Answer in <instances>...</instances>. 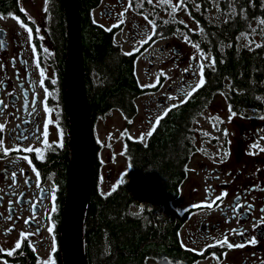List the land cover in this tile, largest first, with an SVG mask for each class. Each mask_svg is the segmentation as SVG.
<instances>
[{"label": "flooded vegetation", "instance_id": "af4514ba", "mask_svg": "<svg viewBox=\"0 0 264 264\" xmlns=\"http://www.w3.org/2000/svg\"><path fill=\"white\" fill-rule=\"evenodd\" d=\"M116 1L117 4H108L101 0L86 14L92 25L115 30V37L122 32L123 23L105 26L97 19L105 16L119 21L117 7L122 0ZM128 2L134 9L132 0ZM15 4L12 9L0 13V22L17 26L10 31L7 25H0V123L5 125L0 131V139L3 140L0 147V248L14 249L16 239H21V247L15 249L13 255H8L7 251L0 252V264H39L49 255L55 264H66L62 243L65 201L62 189L65 182L68 185L71 155L66 88L68 23L62 56L57 54L54 37L57 9L64 8L61 1L47 0L45 4V0H15ZM8 12H12L13 16L9 17ZM81 17L80 14V20ZM130 23L132 25L133 21L130 20ZM132 26L139 29L137 24ZM127 31L137 39V30L132 28ZM156 31L154 26L148 38L153 40L164 36L153 41H164L159 52L167 53L166 58L169 54L175 55L176 61L183 60L182 52L167 41L173 31L160 37ZM137 51L130 52L136 54L133 75L143 93L134 99L135 108L136 101L142 96L160 90L163 78L157 70L155 86H142L138 82L135 74ZM174 51H179V55ZM185 69L188 71L185 72ZM185 69L187 77L188 74L193 77L200 75V65L194 63L193 57L189 58L188 68ZM41 70L43 77L40 76ZM83 79L87 107H90L92 98L88 91L98 86L97 76L93 72L86 73L83 67ZM256 85L261 88V93L255 95L253 101L230 102L228 96L232 91H222L227 99L225 108L231 117L223 127L227 130L226 134L216 121L213 122L210 113L205 115L201 112L198 115L204 122L209 121L210 132L199 130L196 126L187 129L185 145L192 153L184 164L183 178L176 185L170 208L179 219L174 228L175 243L169 247L161 245L158 248L161 253L149 254L135 264H264V78ZM171 90L169 87L168 91ZM188 92L183 100L170 103L163 94L156 98L157 103L162 105L156 109L157 116H161L162 120L176 113L174 109L186 103ZM204 108L205 112L221 110V107L214 106L213 100L208 101ZM165 109H168L167 114ZM102 116L93 118L89 115L92 180L96 178V173L100 176L101 172L95 128ZM160 121L155 119L152 133ZM253 143L257 144V148H251ZM17 144L20 146L18 149ZM29 145L32 150L24 152L23 149ZM3 147L12 151L5 155ZM37 147L41 150L39 155L35 152ZM25 155L27 160L23 159ZM33 168L39 172V178ZM221 192L226 195L215 201L214 206H206ZM237 204L241 207L237 208ZM142 205L130 207V210L140 213ZM49 226L53 229L51 233ZM20 232H25L26 237L21 238ZM225 237L229 243L242 246L228 248L223 243H216V240ZM253 238L256 243H249ZM53 241L55 251L52 250Z\"/></svg>", "mask_w": 264, "mask_h": 264}, {"label": "trees", "instance_id": "16d2710c", "mask_svg": "<svg viewBox=\"0 0 264 264\" xmlns=\"http://www.w3.org/2000/svg\"><path fill=\"white\" fill-rule=\"evenodd\" d=\"M100 1L75 0L82 15L83 67L86 73H95L98 83L88 91L92 98L89 115L95 118L116 111L130 120L136 109L134 99L143 93L133 75L136 54H125L115 43V30L89 22L86 14ZM213 3L225 16L224 20L219 16L208 20L203 14ZM261 4L264 0H195V4L187 8L201 30L198 34L200 51L205 54L209 51L211 57L210 67L204 69L205 84L193 92L186 103L174 109L176 113L164 117L146 142L125 139L128 170L113 191L101 193L99 176L96 173V178L93 177L82 221L86 264H135L149 254L161 253L158 249L161 245L173 246L174 228L179 219L170 209L171 203L176 185L183 178L184 164L192 153L186 148L184 134L195 127L194 118L224 88L232 91L228 96L230 102L253 101L255 95L261 93L256 84L264 78V44L250 49L238 47L237 42L243 33H250V22L264 19ZM15 5V0H0V13ZM143 7L155 8L147 1ZM163 11L172 12L168 5ZM174 26L172 18L157 19L156 35H167ZM54 37L57 54L63 56L67 20L61 7L57 9ZM66 187L65 182L63 200ZM139 204H143L142 212L131 213L130 207Z\"/></svg>", "mask_w": 264, "mask_h": 264}, {"label": "rangeland", "instance_id": "374dc122", "mask_svg": "<svg viewBox=\"0 0 264 264\" xmlns=\"http://www.w3.org/2000/svg\"><path fill=\"white\" fill-rule=\"evenodd\" d=\"M145 1L148 2V0H133L135 11L128 0H122L121 5L117 7L119 21L107 19L105 16L98 17L97 19L100 24L105 26L118 25L122 21V32L115 37V42L120 45L122 51L125 53L138 50L135 74L142 86H155L157 80L155 72L157 70H159L158 72L163 77L162 84H160L161 88L158 92L147 93L136 101L135 114L130 120H127L119 112L110 111L96 122L95 139L99 146L98 158L101 164L98 186L103 194L113 191L119 184L122 175L128 170V162L124 156L125 139L130 138L144 141L148 135L147 133L152 130L153 122L158 115L156 114V109L162 106L157 103L156 98L162 97L163 94L169 103L177 99L183 100L185 93L191 91L198 82L200 75L193 77L188 74L187 77L184 74L183 70L188 68L189 58L193 57L194 63L200 66L203 65V68L211 64V57L207 53H204L202 56L200 48L194 47V45H199L200 39L198 40V34H200L201 30L187 8L195 4V0H172L173 4L180 6L173 12L171 6L168 5V8L172 11L171 13L163 11L165 4L158 3V0H153L151 4L155 8L148 10L143 7ZM103 3L117 4V1L103 0ZM193 10L191 9V11ZM122 12L123 16L120 15ZM203 14L208 20L216 19L218 16L220 20H224L225 17L221 11H218L215 3H213L211 9H205ZM145 17H148L154 23L149 24ZM161 18L164 20L172 18L175 23L172 36L167 41L182 52L183 60L181 61H176L174 59L175 55L168 54V58H166L167 53L161 54L159 52V48L164 44V41L159 40L154 43L153 41L163 39L164 37L153 40L148 38V35L153 33L155 21ZM130 20L133 21L132 25L137 24L139 29L132 26ZM0 25L5 26L7 24L0 22ZM7 27L10 31L17 28L15 24L7 25ZM131 27L137 30V39H134V35L127 31L131 30ZM140 29L143 31H140ZM185 37L188 39L185 40ZM237 42L238 47L250 49L256 47V45L264 44V25H260L258 19L250 22V33H243L238 37ZM141 47L142 49H140ZM179 51H174V53L178 52L175 54L179 55ZM169 87L172 88L171 91H168ZM224 90L227 91V88H224ZM225 96L224 92H220L212 98L214 106L221 107L220 112H205V109L203 110L204 112L202 111L205 115L211 114V119L213 122L216 121L218 127L222 128L221 131L223 129L225 131V128H223L224 124H227L230 118L227 113L228 109L225 108L227 102ZM195 126L204 132L211 131L209 121L204 122L201 117Z\"/></svg>", "mask_w": 264, "mask_h": 264}, {"label": "water", "instance_id": "95a60500", "mask_svg": "<svg viewBox=\"0 0 264 264\" xmlns=\"http://www.w3.org/2000/svg\"><path fill=\"white\" fill-rule=\"evenodd\" d=\"M60 1L68 23L66 88L71 142L70 171L62 216V243L66 264H86L82 221L92 188V132L84 90L80 14L75 0ZM82 182L85 187L83 196Z\"/></svg>", "mask_w": 264, "mask_h": 264}, {"label": "snow or ice", "instance_id": "6c2138e0", "mask_svg": "<svg viewBox=\"0 0 264 264\" xmlns=\"http://www.w3.org/2000/svg\"><path fill=\"white\" fill-rule=\"evenodd\" d=\"M152 2H153V0H148V3L149 4H151ZM158 3L171 6V9H172L173 12H175L177 10V8L180 6L178 4H173L172 3V0H158ZM45 4H47V0H45ZM137 6H139V5H137ZM261 7H264V4H261ZM241 12H243V9H241ZM7 15L9 17H12L13 16V13L12 12H8ZM120 15L123 16V12L120 13ZM145 19L148 21L149 24H153L154 23L152 20L148 19V17H145ZM257 19H258V22H259L260 25H264V19H259V18H257ZM120 22L122 23V21H120ZM181 23H183V21H181ZM187 39L188 38L185 37V40H187ZM141 42H143V41H141ZM260 46L261 45H256V47H260ZM194 47H196L197 49H199V45H194ZM45 51H47V49H45ZM201 55L203 56L204 53L201 52ZM214 63H215V61H213V64ZM0 67H2V65H0ZM189 67H191V65ZM187 71H188V69H185V72H187ZM40 76L41 77L44 76L43 70L40 71ZM204 84H205V73H204L203 65H201L200 66V76H199V80L195 84V86L191 89V91H189L187 93V95L185 96V100H187L192 95L193 92H195L197 89L201 88V86H203ZM0 103H2V102H0ZM4 107H7V105H4ZM45 111H47V109H45ZM164 111H165V114H167L168 109H165ZM229 111L231 112V109H229ZM232 115H235V113H232ZM155 119H156L157 122H159L161 120V116H157ZM4 127H5V125L2 124V123H0V131H2L4 129ZM45 127H47V121H45ZM153 127H155V125ZM226 133H227V130H225V134ZM147 134L148 135H151L152 134L151 130ZM24 138L25 137H21V139H24ZM45 143H46V141H45ZM2 145H3V140L0 139V147H2ZM19 147H20L19 144H17L16 145V148L18 149ZM251 148H253V149L257 148V144L253 143L251 145ZM31 150H32V146L31 145H29L28 147H26V148L23 149L24 152H29ZM10 151H12V149H10L8 147H3V152H4L5 155H7ZM40 151L41 150L38 147L35 149V152L37 153V155H39ZM225 155H227V153H225ZM23 159L24 160H27L28 157L25 155L23 157ZM21 171H23V170H21ZM33 171L36 172V169L33 168ZM36 175H37V178H39V175H40L39 172H36ZM13 178H15V173H13ZM25 183H27V181H25ZM113 187H115V186H113ZM225 195H226L225 192H221L219 196L215 197V200L214 201L208 202L206 206H208V207L214 206L215 201L220 200L221 197H223ZM53 199H54V197H53ZM10 203H11V201H10ZM236 207L237 208L238 207H241V205L240 204H237ZM53 211H55V206H53ZM25 223H27V220H25ZM52 230H53L52 227L49 226L48 227V231L51 233ZM19 235H20L21 238H23V237H26L27 234L25 232H20ZM216 243L217 244L223 243L228 248L241 247L242 246V245H237V244H234V243H229V241H228V239L226 237L223 238L222 240H220V239L216 240ZM249 243H253V244L256 243L255 238H253L252 240H250ZM20 247H21V239H16L14 249H7L6 250L4 248H0V252L7 251L8 252V255H13L15 249H19ZM55 247H56L55 241H53V244H52V250L53 251H55ZM39 264H55V261L52 259L51 255H49L47 257V259L40 260L39 261Z\"/></svg>", "mask_w": 264, "mask_h": 264}, {"label": "bare ground", "instance_id": "6f19581e", "mask_svg": "<svg viewBox=\"0 0 264 264\" xmlns=\"http://www.w3.org/2000/svg\"><path fill=\"white\" fill-rule=\"evenodd\" d=\"M84 188H85L84 187V182H82V196L84 195V193H83L84 192Z\"/></svg>", "mask_w": 264, "mask_h": 264}]
</instances>
